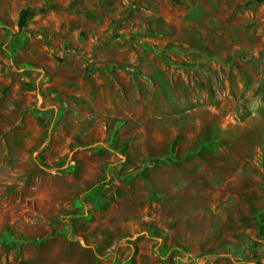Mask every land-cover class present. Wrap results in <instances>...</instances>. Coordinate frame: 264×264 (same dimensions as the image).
<instances>
[{
    "label": "rangeland",
    "instance_id": "rangeland-1",
    "mask_svg": "<svg viewBox=\"0 0 264 264\" xmlns=\"http://www.w3.org/2000/svg\"><path fill=\"white\" fill-rule=\"evenodd\" d=\"M171 1L170 12L133 7L122 37L86 42L87 64L100 52L101 68L119 69L113 82L102 70L79 122L64 121L75 136L41 123L37 88L0 89V264H264V59L244 66L217 37L212 55L189 51L196 0ZM18 2L21 29L43 37L48 15L34 8L67 7ZM159 10L181 23L165 27ZM11 11L0 0V19ZM210 20L226 33L225 15ZM53 142L66 151L49 161L41 147Z\"/></svg>",
    "mask_w": 264,
    "mask_h": 264
},
{
    "label": "crops",
    "instance_id": "crops-1",
    "mask_svg": "<svg viewBox=\"0 0 264 264\" xmlns=\"http://www.w3.org/2000/svg\"><path fill=\"white\" fill-rule=\"evenodd\" d=\"M18 1L1 0L2 8L13 11L9 16L4 13V18L0 19V25L5 26V20H7L14 26L11 29L7 27L0 30V89L3 90V94H7L10 86L14 92L18 88L26 92H35L33 88H37L35 94L38 98L45 97L47 110L44 116H38L41 123H45V120L51 121V125L61 122L59 129H55V137L65 127L71 129L74 136L80 131L79 125L73 127V125H66L64 121L79 122L80 119L76 113L79 104L92 103L105 87L106 79L101 77L102 70L107 72L109 69L107 75L113 82L115 79L112 74L119 69V64L116 62L117 56L114 54H110V59L116 61H112L113 63L108 64L106 68L105 66L101 68L100 63L104 58L100 52L93 55L89 53L91 58L87 64L86 42L93 36L102 34L113 33L115 37H122L120 33H123V30L120 27L126 24L133 7H139L148 14H154L160 6H165L168 12L179 7V4L176 5V2L171 0H74L72 2L71 0H53L67 7L61 11L50 7L47 11L45 2H39V7H35L34 11H38L37 9L40 11L30 14L29 17L39 14L48 15L44 26L46 35L43 37L42 34L30 31V29H37V26L33 24H30L29 28L26 26L21 29ZM239 2L240 0H196L192 3L188 11L192 25V36L187 42L189 51L203 55L205 52L211 53L208 47H212L210 40L217 37L215 39L220 42L225 44L229 42V45H226L232 51L230 54L235 55L244 66H257L264 59V0L242 4V7L238 4ZM158 12L165 16L163 20L165 27L181 23L178 17L167 16L166 11ZM211 12L217 16L227 17L225 22H220V24H228L226 33L210 31L209 26L214 23L211 20L206 24L200 22ZM166 34L168 33L161 31V35ZM174 39L178 43V38L174 37ZM175 49V47L172 48V51ZM90 51L92 49H89ZM231 55L230 57H233ZM122 67L125 69V66ZM29 94L21 93L17 98L22 99ZM111 103L110 101L109 104ZM67 107L74 111L65 112ZM42 147V152L49 161L56 159L52 155L53 151L57 150L62 154L66 151L65 146H59L56 142L46 143ZM68 160L70 161L71 157Z\"/></svg>",
    "mask_w": 264,
    "mask_h": 264
},
{
    "label": "trees",
    "instance_id": "trees-1",
    "mask_svg": "<svg viewBox=\"0 0 264 264\" xmlns=\"http://www.w3.org/2000/svg\"><path fill=\"white\" fill-rule=\"evenodd\" d=\"M53 8H57V6L56 5H54V6H52Z\"/></svg>",
    "mask_w": 264,
    "mask_h": 264
}]
</instances>
